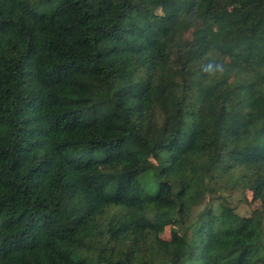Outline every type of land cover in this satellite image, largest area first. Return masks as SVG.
<instances>
[{
    "label": "trees",
    "instance_id": "1",
    "mask_svg": "<svg viewBox=\"0 0 264 264\" xmlns=\"http://www.w3.org/2000/svg\"><path fill=\"white\" fill-rule=\"evenodd\" d=\"M0 264H264V0H0Z\"/></svg>",
    "mask_w": 264,
    "mask_h": 264
},
{
    "label": "rangeland",
    "instance_id": "2",
    "mask_svg": "<svg viewBox=\"0 0 264 264\" xmlns=\"http://www.w3.org/2000/svg\"><path fill=\"white\" fill-rule=\"evenodd\" d=\"M189 32L184 34L185 37H189ZM219 198H226L228 202L235 207L236 213L239 215H247L249 214L252 209H254L255 205L249 203L251 199L250 191L246 189H238V190H229L226 189L225 191L219 190L218 192ZM207 198V197H206ZM207 200V199H206ZM216 200V199H215ZM198 207L196 210H198ZM158 234L161 238L169 239L170 237V227L168 225H162L159 228Z\"/></svg>",
    "mask_w": 264,
    "mask_h": 264
},
{
    "label": "clouds",
    "instance_id": "3",
    "mask_svg": "<svg viewBox=\"0 0 264 264\" xmlns=\"http://www.w3.org/2000/svg\"><path fill=\"white\" fill-rule=\"evenodd\" d=\"M201 71L208 76H222L227 71L223 61L212 59L201 66Z\"/></svg>",
    "mask_w": 264,
    "mask_h": 264
}]
</instances>
